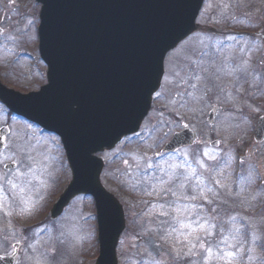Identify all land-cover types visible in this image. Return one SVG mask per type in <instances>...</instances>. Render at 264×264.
<instances>
[{"label":"rangeland","instance_id":"rangeland-1","mask_svg":"<svg viewBox=\"0 0 264 264\" xmlns=\"http://www.w3.org/2000/svg\"><path fill=\"white\" fill-rule=\"evenodd\" d=\"M214 5L216 0H208L205 7ZM39 24L40 7L35 0H0V27L11 32L3 51L13 47L15 55L25 48L20 47V39L30 43L26 56L35 73L36 67L43 66ZM206 41L195 35L169 55L165 84L141 132L101 155L106 162L103 185L120 200L127 220L117 249L119 259L124 257L119 264H264V145L254 143L252 128L241 125L223 102L233 100L237 90L228 58L233 51H219L208 75L211 88L198 73L189 81L184 77L183 71L192 73V52L204 50ZM187 60L192 63L182 67ZM31 68L26 72L31 73ZM20 84L28 91L36 86ZM214 108L218 113L210 126L207 118ZM231 120H237L236 124ZM12 123L0 169L13 160L17 169L14 177L0 178L4 189L0 190V237L12 233L22 250L29 248L23 264H92L98 256L92 198H77L58 222H45L72 179L60 139L33 124ZM183 127L197 133V145L161 158L163 146ZM213 140L220 142L218 149L210 147ZM174 161H179L178 171L184 177L192 174V178L170 183L167 192H173L161 193L154 183L164 171L173 170L168 167Z\"/></svg>","mask_w":264,"mask_h":264},{"label":"water","instance_id":"water-1","mask_svg":"<svg viewBox=\"0 0 264 264\" xmlns=\"http://www.w3.org/2000/svg\"><path fill=\"white\" fill-rule=\"evenodd\" d=\"M38 1L44 5L40 51L49 67V86L37 94L0 97L62 138L73 181L52 217L60 216L76 196H93L99 224L97 264H118L124 212L102 186L104 164L95 155L139 131L164 75L166 55L196 30L205 0ZM194 139L189 132L178 135L166 150L191 145ZM256 140H264V121Z\"/></svg>","mask_w":264,"mask_h":264},{"label":"flooded vegetation","instance_id":"flooded-vegetation-1","mask_svg":"<svg viewBox=\"0 0 264 264\" xmlns=\"http://www.w3.org/2000/svg\"><path fill=\"white\" fill-rule=\"evenodd\" d=\"M264 2V0H261ZM253 5L252 0H243V8L237 10L239 16H236L237 29L236 36L239 38L241 46L245 47V52L242 54L241 58L250 63L258 64L257 67L263 71L264 70V35L259 34L255 31L254 20L252 16ZM10 48H7L9 51ZM0 78L8 87H13L23 93L28 92V90L23 89L20 83L28 84V81L24 78H15L13 76L3 77L0 74ZM39 89V88H38ZM30 92V91H29ZM264 98V90L261 89V100ZM0 237V245H1ZM11 243H6L4 248H0V257H11L14 254V249L10 248Z\"/></svg>","mask_w":264,"mask_h":264}]
</instances>
